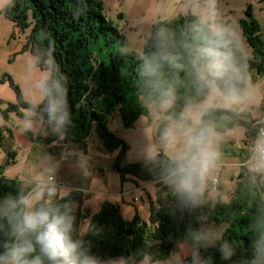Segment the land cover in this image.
<instances>
[{
  "label": "trees",
  "instance_id": "trees-1",
  "mask_svg": "<svg viewBox=\"0 0 264 264\" xmlns=\"http://www.w3.org/2000/svg\"><path fill=\"white\" fill-rule=\"evenodd\" d=\"M23 1L32 5L35 25L22 51L31 53L37 67L49 70L50 75L45 83H59L61 86L69 112V123L62 135L64 139L81 142L95 129L104 149L113 150L118 145L125 148L123 141L108 130L106 116L117 114L123 127L128 128L138 116L148 113L147 104L158 103L144 85L142 68L145 58L156 51L163 37H167L170 44L191 37L197 16L189 12L154 24L139 54L129 50L125 34L103 14L102 0H15L5 6L2 14L21 31L27 26ZM239 24L251 50L250 56H243L232 35L225 34L230 43L233 65L237 69L239 87L244 92L250 71L255 73V77L264 78V42L260 39V25L249 4ZM38 34L41 37H37ZM162 79L167 80L169 76L163 75ZM4 81L14 91L16 102L0 100V147L6 135L11 136L15 124L12 116L22 119L23 111L30 109L36 112L35 120L44 122V101L32 106L22 99L18 85L9 74L1 77L0 83ZM175 88L176 99L166 112L170 120L183 112L189 102L204 100L193 97L183 72L176 73ZM222 116L231 118L226 127L244 128V144L250 147L264 127V123L252 119L251 113L246 110L235 112L213 106H209L204 122L213 131L210 124ZM164 128V125L159 128V134ZM59 137L53 134L48 137V143ZM15 158V151L8 150L1 168L14 163ZM172 163L173 160L158 153L147 164L131 163L120 167L116 163L113 167L120 174L121 183L128 176L131 179L129 182L155 184L164 194L149 200L147 220L141 217L136 207L132 217L126 218L119 204L110 201H104L94 214L89 215L86 209L84 215L79 208L84 200L83 194L75 190L69 192L68 199L72 202L76 218L75 228L91 252L99 262L120 258L123 264L154 263L167 259L177 241L188 230H199L213 221L227 225L221 238L179 264H194L197 258L206 264H247L252 254L254 229L264 223L261 192L264 183L258 184L255 173H246L240 167L236 186L228 195L229 200L224 202L220 196L210 199L207 196L209 190L206 189L200 194L197 206L184 207L166 179ZM216 190L223 192L219 183ZM27 192L20 181L4 177L0 171V198ZM83 216L90 217L84 234L79 231ZM225 246L233 250L229 259H224L220 251Z\"/></svg>",
  "mask_w": 264,
  "mask_h": 264
},
{
  "label": "clouds",
  "instance_id": "clouds-1",
  "mask_svg": "<svg viewBox=\"0 0 264 264\" xmlns=\"http://www.w3.org/2000/svg\"><path fill=\"white\" fill-rule=\"evenodd\" d=\"M178 72L185 74L194 98H219L228 106L244 99L225 29L210 12L197 16L191 37L175 44L163 37L156 51L145 58L144 85L162 109L171 108L176 99ZM163 75L169 79H162ZM41 87L43 121L54 134L62 136L69 123L64 93L59 83H43ZM208 110L206 103L189 102L161 134L164 144L177 139L183 142L166 179L184 207L198 205L204 178L214 161L209 143L212 129L204 122ZM25 126L32 127L31 118ZM253 154L264 165V135L256 141ZM68 196L47 177L30 192L0 198V264H99L75 228L74 208ZM190 239L206 246L214 237L210 230L202 229L193 230ZM251 249L247 264H264V223L254 229ZM220 251L224 259L233 255L227 246ZM194 264L206 262L197 258Z\"/></svg>",
  "mask_w": 264,
  "mask_h": 264
},
{
  "label": "rangeland",
  "instance_id": "rangeland-1",
  "mask_svg": "<svg viewBox=\"0 0 264 264\" xmlns=\"http://www.w3.org/2000/svg\"><path fill=\"white\" fill-rule=\"evenodd\" d=\"M14 1L10 0V3H7V5ZM140 1H143L146 7L150 6L153 8L154 0H150L151 2L149 0ZM231 1L233 2V9L236 12L232 18H236L237 13L241 11L242 5L239 2H247L246 4L251 6L255 14L254 17L260 22V39L264 42V0ZM226 2L228 3V0L224 1V3ZM102 3L103 14L106 15L108 7L105 9V4L103 1ZM135 6L138 9V5L135 4ZM22 8L25 16L24 22L27 26L21 31L10 20V25L15 28V36L13 38L11 34L10 37L5 36L8 31L12 30V27L2 21L0 22V79L4 74H9L18 85L22 99L30 105L36 106L44 101L41 85L48 79L50 72L49 70L37 67L35 65V58L30 56V54H21L22 43L26 42L27 36H29L31 29L35 25L32 5L29 2L23 1ZM144 12L146 14L140 19L142 23L140 29H137V25L135 24L138 14L131 22H127L125 18L119 21V23L124 25L126 30L129 29V33L125 34L123 28L115 23L125 34L129 43V50L139 54L142 53L146 37L149 36L148 22L153 16L154 9L153 11L147 10ZM2 15L4 18V14ZM229 29L236 30L238 33L241 30L237 23L227 25V30ZM37 37L41 36L38 34ZM235 38H239V36L237 35ZM236 46L243 56L251 55V50L248 48L249 46L245 38H242V40L237 39ZM258 85L261 86L258 87ZM244 94L248 97L247 102L230 106L225 105L221 99L213 97L204 98V100L197 104L206 103L209 106L211 104L213 107L235 112H240V110L244 109L251 113L252 116H264V107L261 106L264 94V78H257L255 77V73L250 71L247 76ZM8 99H11V101ZM0 100L9 103L16 102V95L6 81L0 83ZM147 110L148 113L146 115L138 116L133 125L128 128L123 127L117 114L112 113L106 116L108 130L115 133L125 145V148L122 145H118L113 150H106L102 147V142L95 129L91 130L88 136L81 142L72 141L67 138L64 139L61 136L55 143H48V137H51L54 133L46 123L34 119L36 112L26 109L23 111L24 118L19 119L16 116H12L15 124L12 128L11 136L6 135L5 142L0 147L1 174L6 178H14L20 181L23 188L27 189L28 192L32 191L33 187L43 179L50 176L55 177L61 186L60 189L66 190L68 193L75 190L83 194L84 200L79 208L84 215L86 209H88L89 215L98 211L100 198H104L105 196L107 198L109 196L114 200L117 195L118 200H120L118 204L123 209L122 213L126 218L131 217L132 210L135 209L134 206L144 212V208L139 205L141 201L149 203L147 192L151 193L153 191L154 199L151 198L152 200H155V196L160 197L164 194L160 193L162 191L155 184L143 183L142 194L136 195L134 199L132 198L133 195H126L128 187L131 186L133 188L134 182L131 184L129 182L131 179L126 176L127 180L121 183L120 174L114 170V165L118 163L120 167H125L131 163L147 164L158 153H162L166 158L174 161L175 157L183 149V142L180 139L168 144L162 143L159 128L162 125L166 127L171 123V120L166 115L168 109H162L159 103L152 102L147 104ZM29 118H31L32 122L31 128L25 126V122ZM230 121L231 118L228 116H222L210 124L213 128V134L209 143L211 151L214 153V161L217 162L220 157L223 163L227 164L222 173L220 169L214 166L209 168L203 181L202 191L205 189L207 182H209L208 180L215 174L222 175V181L225 184L231 182L232 189L236 186L239 169L232 162L235 160L233 156L236 155L232 154L234 151L230 148L232 145L236 146L238 144L243 138L244 133L241 126L237 128L226 127ZM0 124H2V121H0ZM223 146H227V153L223 152ZM8 150L15 151V161L1 168L7 158ZM262 174L261 169L255 173L256 179L258 178V184L264 183V176ZM261 190L264 200V190ZM155 191L157 192L156 194ZM213 194L214 192L210 190V195L213 196ZM124 197L130 201L129 204L131 206H128L123 201ZM229 198L230 196L228 195L222 197L224 202L229 200ZM89 222V216L81 218L79 231L82 234L86 232ZM174 248V252L168 259L156 261L154 264H179L182 262L186 258L184 253L181 250L176 251V247ZM147 263L145 262V264Z\"/></svg>",
  "mask_w": 264,
  "mask_h": 264
},
{
  "label": "crops",
  "instance_id": "crops-1",
  "mask_svg": "<svg viewBox=\"0 0 264 264\" xmlns=\"http://www.w3.org/2000/svg\"><path fill=\"white\" fill-rule=\"evenodd\" d=\"M102 1L105 4V9H106V7H108V9H106V15L105 16L109 20H111L114 24L116 23L119 27H122L123 28V32L125 34L129 33L130 31H129V29L126 30L124 25L119 23L120 20L125 18L127 20V22H131L132 19H134L135 16L138 14L137 19H135V24L137 25V29H140V27L142 26V23H141L140 19L146 14L144 11H147V10L148 11H153V9H154L153 16L150 19V21L148 22L149 31H150V32H148L149 34L151 33V30H152L154 24H157V23H160V22H166L168 20H171L172 18L177 17L178 15H184V14L190 12L191 14H193L195 16H199V15H206V14H208L210 12L213 15V17H214L215 22L217 24L221 25L225 29V32H228L229 34H231L232 37H234L235 41L237 39H241L242 40V38H244L241 30H240V33H241V35H240V33H238V31H236V30L235 31L233 29L227 30V25H229V24L232 25L234 23H237L238 26L240 27L239 22L244 17V11H245V8L247 6V4H246L247 2H243V3L239 2V4L242 5L241 6V11L237 13V17L236 18H232V16L236 12L233 9V2L231 0H228V3L227 2L224 3L225 0H200L198 2H193V3L189 2L188 0H154L153 1V8H151L150 6L146 7L145 4L143 3V1H140V0H122V1L121 0H102ZM246 1H248V0H246ZM135 4L138 5V9L135 6ZM5 5H7V2L4 1V0H1L0 1V17L3 16L2 15V11H3L4 7H5ZM253 15L255 16L254 12H253ZM1 21L4 22L5 24H9L10 25V20L6 19L5 17L4 18L2 17L0 19V22ZM257 21H258V23L260 25L259 20H257ZM11 27H12V30L8 31L5 34V36H7V37L9 36L10 37V34H11V37L13 38L15 36V30H14L15 28H13V26H11ZM229 28H231V27H229ZM237 35L239 36V38H235V36H237ZM24 43L25 42L22 43V46H23ZM22 46H21V54L28 53V54H30V56H32L29 51H24L23 52L22 51ZM247 53H249V51H247ZM260 86L261 85H258V87H260ZM243 94H244V92H243ZM247 98H248L247 95L244 94V99H243L242 102L243 103L247 102ZM263 99H264V94H263ZM263 99H262V102H261V106L263 105ZM8 100L11 101V99H8ZM210 106H211V104H210ZM251 116H252V114H251ZM252 119H257L259 123H264V120H263L264 116H262V117L252 116ZM237 127H240V126H236L234 128H237ZM242 129H243V133H244V128L242 127ZM261 129H264V127L261 128ZM244 138H245V136H243V138L238 142V144L236 146L232 145V147L230 148L232 151H234V152H232V154L236 155V156H233V157H235V160L232 161V162H234L233 164H235L239 170H240L241 165L247 159V156H248V153H249V150H250V145H245L244 144ZM55 141H53L52 143H55ZM223 152L227 153V146L226 147L223 146ZM255 163L258 166H260L261 172H263L262 176H264V165H261L257 161V159L255 160ZM226 164L227 163H223V161L219 157V160H217V162L214 161L212 166L220 169V171L222 173L225 170V165ZM214 177L218 178L219 186L223 189V192L221 193V191H219V190H212L211 188H208L207 184H206L204 190H206V189L209 190V192L207 193V196L210 199H215L218 196H220V198L222 199L223 196L229 195L234 190V189H232L231 182L225 184L224 181H222V175L215 174L208 181H210ZM130 183L132 184V182H130ZM143 183L144 182L138 181L137 184H133L134 185L133 188H131V186L128 187V191H127L126 195H133L132 198L134 199L136 197V195L142 194L141 191H143L142 190V187L144 186V185H142ZM204 190L203 191L201 190L200 194H203ZM210 190H212L214 192L213 196L210 195ZM146 194L148 195V200L154 199L153 198L154 197L153 191L151 193L147 192ZM111 198L112 197H109V196L107 198H106V196L104 198H100V203H99L98 206L100 207V205L104 201H110V202H114V203H119V201H120V200H118V195H117V197L115 196L114 200H112ZM123 201H125L128 206H131L129 204L130 201L127 200L126 197L123 198ZM148 204L149 203H144V202L141 201V204L139 206L144 208V212H143V210L141 211V209H137L139 214L141 215V217L144 220H147V218H148V213H149V211L147 210V207H149ZM99 207H98V209H99ZM134 207H136V206H134ZM136 208H138V207H136ZM121 210H123V209H121ZM133 212L134 211L132 210L131 217L133 215ZM131 217H129V218H131ZM226 228H227V225L225 223H218V222L211 221V222L203 225L199 230H202V229L203 230H210L212 235H213V237H214V240H213V242H214L215 240H219L221 238L222 233L224 232V230ZM192 231H193L192 229L188 230L177 241V243L175 245L176 251L177 250H181L184 253V256L186 258L190 257V256H194L200 249L206 248V247L210 246L213 243L212 242L211 244L206 245V246L205 245H201V244H196L195 242H193L190 239V233ZM174 250H175V248H174ZM174 250H173V252H174ZM164 260H166V259H164ZM145 262L146 261L141 262L140 264H145ZM154 263H156V262H154ZM154 263H147V264H154ZM99 264H122V261H121L120 258H115V259H111V260H108V261L99 262Z\"/></svg>",
  "mask_w": 264,
  "mask_h": 264
},
{
  "label": "built area",
  "instance_id": "built-area-1",
  "mask_svg": "<svg viewBox=\"0 0 264 264\" xmlns=\"http://www.w3.org/2000/svg\"><path fill=\"white\" fill-rule=\"evenodd\" d=\"M188 1L191 2V3H193V2H198V1H200V0H188ZM263 103H264V99H263ZM262 135H264V129H261L260 132L257 134L256 139L254 140L252 146L250 147V150H249L250 152H249V154H248V156H247V159H246V160L244 161V163L241 165V167H243V168L245 169V172H246V173H251V174H252V173H256V172H258V171L260 170V166H258V165L255 163L256 158H255V156H254L253 153H254V145H255L256 141H257ZM50 177L54 180L56 186L60 189L61 186H60V184L56 181L55 177H52V176H50ZM218 183H219L218 178L214 177L213 179H211V181H209V182L207 183V187H208V188H211L212 190H216V189H217V186H218Z\"/></svg>",
  "mask_w": 264,
  "mask_h": 264
}]
</instances>
